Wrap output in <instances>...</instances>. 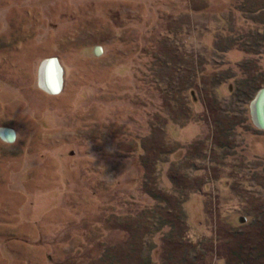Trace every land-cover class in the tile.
<instances>
[{"label":"rangeland","instance_id":"374dc122","mask_svg":"<svg viewBox=\"0 0 264 264\" xmlns=\"http://www.w3.org/2000/svg\"><path fill=\"white\" fill-rule=\"evenodd\" d=\"M261 26L264 0H0V264H264Z\"/></svg>","mask_w":264,"mask_h":264},{"label":"bare ground","instance_id":"6f19581e","mask_svg":"<svg viewBox=\"0 0 264 264\" xmlns=\"http://www.w3.org/2000/svg\"><path fill=\"white\" fill-rule=\"evenodd\" d=\"M39 80L40 86L48 92L57 93L60 88V74H61V67L57 63L54 57L47 58L44 60L39 67ZM264 90H259L257 95L253 99V111L259 117L263 116V123H264ZM257 117V119H258ZM261 121V118H259ZM259 122V121H258Z\"/></svg>","mask_w":264,"mask_h":264},{"label":"trees","instance_id":"16d2710c","mask_svg":"<svg viewBox=\"0 0 264 264\" xmlns=\"http://www.w3.org/2000/svg\"><path fill=\"white\" fill-rule=\"evenodd\" d=\"M262 24V23H261ZM258 33H263L264 34V27L263 26H261V28H259L258 30ZM262 35V34H261ZM261 38H263V37H261ZM264 39V38H263ZM245 44L243 43V44H241V45H239V49L241 50V51H243L245 54H246V52H247V50L245 49ZM227 49V48H226ZM231 64H234V65H232V67H230V72L227 74V76H224L223 78H219L218 80H217V82L215 83L216 84V86H220V85H222V84H224V83H228V80H232V79H237V77L238 78H240L241 77V74H242V69H245V65H244V63L243 62H240V63H238V62H232ZM230 64V65H231ZM234 67V68H233ZM260 72V73H259ZM254 77L255 78H251V79H256L257 77H262V78H257V81H258V86L257 87H253L251 90H250V92H246L247 94L245 95L246 96V98L248 99V100H251L253 97H254V94H255V92L258 90V89H260L261 87H263L264 88V71L263 72H261V71H258V76H255L254 75ZM245 82H246V80H244V79H240V80H238V84L237 85H235V90L236 91H239V92H241V93H243L244 94V92H245V89H246V87H245ZM245 87V88H244ZM256 96V95H255ZM254 99V98H253ZM264 253V252H263ZM236 255H238V257H237V264H246L247 262H246V260H244V256L243 257H241L240 256V254H236ZM263 257V256H262ZM249 264V263H248Z\"/></svg>","mask_w":264,"mask_h":264},{"label":"water","instance_id":"95a60500","mask_svg":"<svg viewBox=\"0 0 264 264\" xmlns=\"http://www.w3.org/2000/svg\"><path fill=\"white\" fill-rule=\"evenodd\" d=\"M56 59V58H55ZM56 61H57V59H56ZM57 63H58V61H57ZM59 64V63H58ZM61 67V66H60ZM60 81H62V67H61V74H60ZM60 84H61V82H60ZM260 90H264V88H262V89H260ZM256 95H257V93H256ZM255 98V97H254ZM262 111H264V108H263V110Z\"/></svg>","mask_w":264,"mask_h":264},{"label":"flooded vegetation","instance_id":"af4514ba","mask_svg":"<svg viewBox=\"0 0 264 264\" xmlns=\"http://www.w3.org/2000/svg\"><path fill=\"white\" fill-rule=\"evenodd\" d=\"M46 60V59H45ZM42 88V87H41ZM43 89V88H42ZM51 93V92H50Z\"/></svg>","mask_w":264,"mask_h":264}]
</instances>
